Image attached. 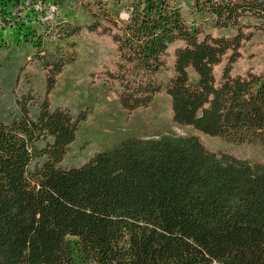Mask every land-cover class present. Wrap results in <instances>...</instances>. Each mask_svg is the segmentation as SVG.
<instances>
[{
    "label": "trees",
    "instance_id": "1",
    "mask_svg": "<svg viewBox=\"0 0 264 264\" xmlns=\"http://www.w3.org/2000/svg\"><path fill=\"white\" fill-rule=\"evenodd\" d=\"M85 1L79 21L91 32L109 26L102 32L117 61L107 76L124 111L160 92L165 54L179 42L164 86L173 122L234 143L264 142V74L231 75L243 43L264 38V0ZM70 3L0 0V31H28L27 58L44 76H56L70 55L43 17L52 8L68 41L61 24L78 27ZM46 84L51 90L52 79ZM18 103L0 122V264H264V164L167 135L121 141L64 167L78 118L45 101L35 114Z\"/></svg>",
    "mask_w": 264,
    "mask_h": 264
},
{
    "label": "rangeland",
    "instance_id": "2",
    "mask_svg": "<svg viewBox=\"0 0 264 264\" xmlns=\"http://www.w3.org/2000/svg\"><path fill=\"white\" fill-rule=\"evenodd\" d=\"M71 13L78 20V27H65L63 32L71 36L68 41L56 27L60 17H52V8L43 20L50 37L60 40L62 50L70 56L64 57L61 71L56 76H44L43 69L27 58L33 48L27 45L28 31L4 33L0 31V122H7L16 115L18 101L35 114L41 102L51 108L67 109L73 118H78L75 138L63 159L64 167H77L86 163L93 155L108 151L121 141L128 139H155L160 136H195L202 146L216 155L226 154L249 163L264 164V142L234 143L222 137H212L191 127L179 126L172 120L170 102L164 86L173 76L174 50L181 45L176 42L167 49L164 69L158 76L162 86L160 92L146 106L133 111H124L118 101V84L108 73L115 72L117 56L111 37L103 28L89 31L81 23L82 11L78 6L85 0H71ZM74 6V7H72ZM182 15L191 22L190 5L184 1ZM52 10V11H51ZM60 13H62L60 11ZM63 14L61 15V17ZM122 18L125 16L122 15ZM64 18V17H62ZM65 19V18H64ZM65 25V24H64ZM61 35V38L58 37ZM215 35V34H214ZM5 42V44H4ZM65 42H69L65 45ZM240 57L231 66L232 76H243L248 72L264 74V38L254 34L250 41L243 43ZM33 53V52H32ZM224 58L214 68L216 82L226 64ZM52 79L53 86L47 91L46 80Z\"/></svg>",
    "mask_w": 264,
    "mask_h": 264
}]
</instances>
